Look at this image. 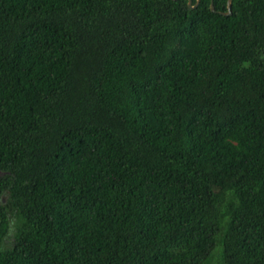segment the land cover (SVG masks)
Returning a JSON list of instances; mask_svg holds the SVG:
<instances>
[{
	"label": "trees",
	"instance_id": "obj_1",
	"mask_svg": "<svg viewBox=\"0 0 264 264\" xmlns=\"http://www.w3.org/2000/svg\"><path fill=\"white\" fill-rule=\"evenodd\" d=\"M188 2L0 0V264H264V0Z\"/></svg>",
	"mask_w": 264,
	"mask_h": 264
},
{
	"label": "water",
	"instance_id": "obj_2",
	"mask_svg": "<svg viewBox=\"0 0 264 264\" xmlns=\"http://www.w3.org/2000/svg\"><path fill=\"white\" fill-rule=\"evenodd\" d=\"M199 3H200V0H198L196 5L193 6L192 5V0H189L188 5H189L190 8L194 9V8H196L198 6ZM227 7H228V12L221 13L224 16H230L232 14V11H231L232 10V0H228ZM211 10L215 12V7H214V4H213V0H212V3H211Z\"/></svg>",
	"mask_w": 264,
	"mask_h": 264
}]
</instances>
